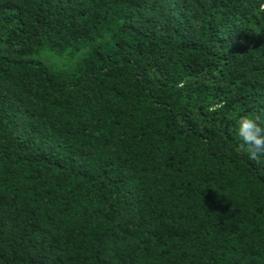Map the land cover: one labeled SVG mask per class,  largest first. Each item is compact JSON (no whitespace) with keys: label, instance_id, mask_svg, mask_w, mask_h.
Returning a JSON list of instances; mask_svg holds the SVG:
<instances>
[{"label":"trees","instance_id":"obj_1","mask_svg":"<svg viewBox=\"0 0 264 264\" xmlns=\"http://www.w3.org/2000/svg\"><path fill=\"white\" fill-rule=\"evenodd\" d=\"M264 0H0V264H264Z\"/></svg>","mask_w":264,"mask_h":264},{"label":"clouds","instance_id":"obj_2","mask_svg":"<svg viewBox=\"0 0 264 264\" xmlns=\"http://www.w3.org/2000/svg\"><path fill=\"white\" fill-rule=\"evenodd\" d=\"M260 11H264V5ZM236 136L241 142V147H246L251 160L264 159V121L251 114L240 116L236 124Z\"/></svg>","mask_w":264,"mask_h":264}]
</instances>
